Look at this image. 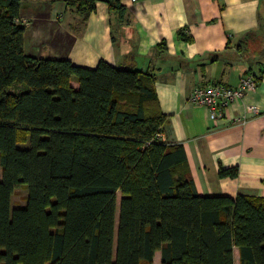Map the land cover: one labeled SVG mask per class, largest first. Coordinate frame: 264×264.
<instances>
[{"label":"trees","instance_id":"trees-1","mask_svg":"<svg viewBox=\"0 0 264 264\" xmlns=\"http://www.w3.org/2000/svg\"><path fill=\"white\" fill-rule=\"evenodd\" d=\"M97 1L124 10L68 4ZM21 3L0 0V264H264V197L198 192L155 76L27 54Z\"/></svg>","mask_w":264,"mask_h":264},{"label":"crops","instance_id":"crops-1","mask_svg":"<svg viewBox=\"0 0 264 264\" xmlns=\"http://www.w3.org/2000/svg\"><path fill=\"white\" fill-rule=\"evenodd\" d=\"M21 1L27 54L90 67L104 59L155 76L168 115L162 136L184 145L200 194L264 197V0H120L123 11L97 1L88 14L68 0ZM246 73L256 87L220 118L189 100L200 83L237 86ZM234 166L236 176L219 174ZM152 264H161L160 250Z\"/></svg>","mask_w":264,"mask_h":264},{"label":"built area","instance_id":"built-area-1","mask_svg":"<svg viewBox=\"0 0 264 264\" xmlns=\"http://www.w3.org/2000/svg\"><path fill=\"white\" fill-rule=\"evenodd\" d=\"M256 85L257 79L252 73L244 74L237 86H230L222 81L200 83L192 89L189 100L208 107L210 118L217 119L224 115V110L232 102L254 89Z\"/></svg>","mask_w":264,"mask_h":264},{"label":"rangeland","instance_id":"rangeland-1","mask_svg":"<svg viewBox=\"0 0 264 264\" xmlns=\"http://www.w3.org/2000/svg\"><path fill=\"white\" fill-rule=\"evenodd\" d=\"M1 175H2V168L0 166V178H1ZM26 197H27V188L24 185L18 187L13 194V198H12L13 199V205L17 206V205L25 204L26 203ZM119 202H120V192H118V205H119ZM117 217H118V212H117ZM235 255H236V263H238L237 252H235Z\"/></svg>","mask_w":264,"mask_h":264}]
</instances>
